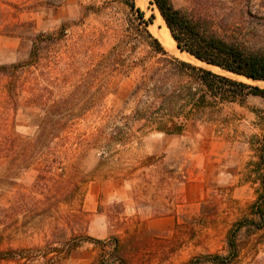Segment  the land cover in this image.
<instances>
[{
	"label": "rangeland",
	"instance_id": "obj_1",
	"mask_svg": "<svg viewBox=\"0 0 264 264\" xmlns=\"http://www.w3.org/2000/svg\"><path fill=\"white\" fill-rule=\"evenodd\" d=\"M45 1L0 0V65L26 61L34 35L57 31L69 20L79 21L85 7H101L108 0H67L56 8ZM172 1L177 8L188 5L186 0ZM263 2L256 0L254 18L247 19L242 36L251 37L264 50ZM239 3L230 0L226 7L237 13ZM137 4L154 20L138 0ZM104 13L90 16L86 23L102 25ZM154 25L150 29L158 37ZM65 51L62 44L49 53ZM7 82L0 77V141L9 129L24 146L34 140L43 111L24 100L16 110L9 109ZM132 87L130 79H115L106 105L114 113L126 108ZM256 109H264V100L253 96L243 105L209 107L191 116L181 136H166L149 127L123 147L67 154L58 175L39 180L42 163L20 170L10 158H0V250L48 248L88 236L107 241V246L83 243L61 264H98L100 259L104 264H184L194 256L223 252L229 229L248 215L256 199L255 188L244 180L246 165L254 159L251 137L262 133ZM86 127L84 123L82 129ZM16 158L22 161L24 156ZM20 191L26 194L19 209L9 211ZM173 213L180 217V226L172 235L150 231L143 221ZM115 239L120 240L117 252ZM258 251V257L264 258V243ZM43 261L39 257L36 264Z\"/></svg>",
	"mask_w": 264,
	"mask_h": 264
},
{
	"label": "trees",
	"instance_id": "obj_2",
	"mask_svg": "<svg viewBox=\"0 0 264 264\" xmlns=\"http://www.w3.org/2000/svg\"><path fill=\"white\" fill-rule=\"evenodd\" d=\"M229 1L186 0L188 5L183 8H177L172 0L151 3L182 52L234 75L264 82V50L251 37L242 36L247 19L254 18L256 0H239L237 13L226 7ZM66 2L45 1L50 8ZM103 12L106 20L102 25L86 23L90 16ZM152 25L153 17H146L137 0H108L101 7H85L79 21L69 20L57 31L34 35L29 58L0 65V77L8 79L5 104L9 109L16 110L24 100L40 107L43 115L34 140L24 146L6 129L0 158H10L20 170L42 163L39 180L43 175H58L67 154L123 147L149 127L181 136L196 112L226 104L243 105L250 96L264 100V88L170 55L151 31ZM62 44L65 53H49ZM104 47L107 49L102 51ZM118 78L132 80L133 87L126 108L114 113L106 101ZM254 113L262 133L251 137L254 159L246 165L244 180L255 188L256 199L248 215L229 229L223 252L194 256L184 264H242L250 253L253 257L247 264H264V258L258 257V247L264 243V109ZM84 123L87 127L83 130ZM18 155L24 159L19 161ZM25 194L18 192L9 211L19 209ZM115 240L113 250L117 252L120 240ZM87 242L107 246V241L88 236L69 238L60 246L0 250V263L36 264L41 257L43 264H61ZM97 263L104 264L101 259Z\"/></svg>",
	"mask_w": 264,
	"mask_h": 264
},
{
	"label": "bare ground",
	"instance_id": "obj_3",
	"mask_svg": "<svg viewBox=\"0 0 264 264\" xmlns=\"http://www.w3.org/2000/svg\"><path fill=\"white\" fill-rule=\"evenodd\" d=\"M138 2L140 4L143 5V8H147L151 14L154 16V27H157L156 31L158 30V37L161 40V42L163 43V45L165 46V48L174 56L192 62L194 64H198L201 65L203 67H206L208 69H211L212 71H215L217 73H221L230 77H235V79L238 80H242V81H246L252 84H256L259 85L261 87L264 88V82L262 81H254V80H250L247 79L245 77H241V76H237L234 75L232 73L226 72L218 67H214V66H210L207 65L205 63H202L200 61H198L197 59H195L193 56H191L189 53L186 52H182L180 49H178L176 41L173 39L170 30L168 29L164 19L162 18L159 10L157 9V7L155 5H151L149 4L150 1L149 0H138ZM153 26V25H152ZM157 33V32H156Z\"/></svg>",
	"mask_w": 264,
	"mask_h": 264
},
{
	"label": "crops",
	"instance_id": "obj_4",
	"mask_svg": "<svg viewBox=\"0 0 264 264\" xmlns=\"http://www.w3.org/2000/svg\"><path fill=\"white\" fill-rule=\"evenodd\" d=\"M158 133L164 134L166 136H174V135H167L162 132H158ZM186 197H187V194H186ZM97 219L99 220V218ZM143 221L146 227L148 228V230L150 231H155L157 233L164 234V235H172L175 232L178 224H180V217H178L177 214L173 213V214H168L162 217H155V218L148 217V218L143 219ZM96 240H100V239H96Z\"/></svg>",
	"mask_w": 264,
	"mask_h": 264
},
{
	"label": "water",
	"instance_id": "obj_5",
	"mask_svg": "<svg viewBox=\"0 0 264 264\" xmlns=\"http://www.w3.org/2000/svg\"><path fill=\"white\" fill-rule=\"evenodd\" d=\"M154 25V24H153ZM162 43V42H161ZM164 46V45H163ZM179 49V48H178ZM204 68V67H203ZM242 82H244V81H242ZM246 83V82H245ZM247 84H249V83H247Z\"/></svg>",
	"mask_w": 264,
	"mask_h": 264
}]
</instances>
